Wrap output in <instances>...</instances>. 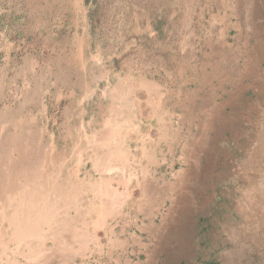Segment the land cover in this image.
Instances as JSON below:
<instances>
[{"label":"rangeland","instance_id":"1","mask_svg":"<svg viewBox=\"0 0 264 264\" xmlns=\"http://www.w3.org/2000/svg\"><path fill=\"white\" fill-rule=\"evenodd\" d=\"M262 6L264 0H0V264H68L94 249L82 242L94 239V229L81 228L74 196L59 179L56 159L70 126L60 121L56 83L87 63L160 72L171 61L195 59L223 29V16L253 13L260 20ZM157 20H165L162 34L150 37ZM249 122L242 135L235 129L243 136L235 148L216 151L197 185V195L207 189L196 203L200 215L219 213L210 224V245L219 241L214 264H264V111ZM184 217L160 257L149 253L143 264H202L194 218Z\"/></svg>","mask_w":264,"mask_h":264},{"label":"crops","instance_id":"2","mask_svg":"<svg viewBox=\"0 0 264 264\" xmlns=\"http://www.w3.org/2000/svg\"><path fill=\"white\" fill-rule=\"evenodd\" d=\"M261 13L260 20L223 16V29L195 59L160 72L87 63L53 84L61 124L70 126L56 159L59 179L74 196L81 228L94 229V239L82 240L93 252L68 264H143L149 253L160 257L183 216L197 224L196 203L207 194L197 195V185L216 151L235 148L243 137L235 129L243 133L249 117L264 111V6Z\"/></svg>","mask_w":264,"mask_h":264},{"label":"trees","instance_id":"3","mask_svg":"<svg viewBox=\"0 0 264 264\" xmlns=\"http://www.w3.org/2000/svg\"><path fill=\"white\" fill-rule=\"evenodd\" d=\"M85 4H91V3H96V0H84ZM96 14V8L91 9L90 13H89V19L93 20V18L95 17ZM156 24L155 26H153V29L157 31V33H159V35L162 34L161 31V26L164 25L165 20H157L155 21ZM219 201V200H218ZM214 216H219V213L214 212L213 215L208 218L200 216L199 219H196L197 224L195 225V229H196V234L194 237V244L196 246V261L201 262L202 264H214V255L217 253V250H214V245L219 244V241H216L213 245H210V243L212 242L211 239V235H210V231H214L213 228H211L210 224L212 223V221H214ZM214 234V233H213ZM221 235V234H219ZM222 237H226L224 234L222 235ZM205 248H209L210 252L208 253V255H206V258L208 260H204L205 257V253H204V249Z\"/></svg>","mask_w":264,"mask_h":264}]
</instances>
